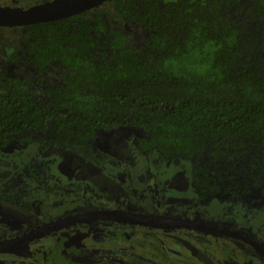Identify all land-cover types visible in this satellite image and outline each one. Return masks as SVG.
<instances>
[{
	"label": "trees",
	"instance_id": "obj_1",
	"mask_svg": "<svg viewBox=\"0 0 264 264\" xmlns=\"http://www.w3.org/2000/svg\"><path fill=\"white\" fill-rule=\"evenodd\" d=\"M20 29L34 82L0 76L1 152L93 157L100 131L141 128L139 150L191 162L199 200L264 205V0H109Z\"/></svg>",
	"mask_w": 264,
	"mask_h": 264
},
{
	"label": "flooded vegetation",
	"instance_id": "obj_2",
	"mask_svg": "<svg viewBox=\"0 0 264 264\" xmlns=\"http://www.w3.org/2000/svg\"><path fill=\"white\" fill-rule=\"evenodd\" d=\"M26 60L28 62L29 58ZM136 138L134 148L148 157L153 151L139 150ZM33 143L38 146V154L29 159L28 164L22 163L11 178L8 176L0 182V244L11 246L0 252V264H264L262 232L246 234L224 223L205 220L197 213L199 205L204 206L212 199L201 201L194 192L189 160L160 159L158 155L164 165L161 174L145 170L135 182L127 181L122 185L117 181L114 194H106L108 204L94 207L99 197L80 182L82 176L64 172L59 156L51 158L52 151L60 148L42 151L39 142L30 144ZM30 144L15 145L10 153L0 151V159L6 160L10 155L17 157ZM60 150L96 161L99 166L115 162L111 154L105 152L99 151L102 156L96 157V148L93 157L74 149ZM126 156L119 152L120 160ZM181 161L189 162V178L186 170L176 164ZM170 165L184 175L183 179L180 177L182 183L173 181L176 171H171ZM1 167L0 162V177L4 172ZM233 200L239 206H247L251 215L254 211H264L263 204L246 205ZM229 201L221 202L226 205ZM129 213L165 216L176 221L168 220L166 228H152L116 220H128ZM200 223H208L213 228L202 227ZM194 238L197 244L191 248ZM135 247L143 248L149 256L134 252L130 257L129 251L133 253ZM186 253L189 258L185 257Z\"/></svg>",
	"mask_w": 264,
	"mask_h": 264
},
{
	"label": "rangeland",
	"instance_id": "obj_3",
	"mask_svg": "<svg viewBox=\"0 0 264 264\" xmlns=\"http://www.w3.org/2000/svg\"><path fill=\"white\" fill-rule=\"evenodd\" d=\"M48 0H0V7L10 8H27L34 5H40L46 3ZM120 26L126 30L133 39L136 40L137 45L145 42V36L147 33L138 27L134 28L124 22H119ZM24 31L15 28H0V75L10 76L25 81H34V75L30 66L26 63L28 59L25 52V43L21 42V37L24 36ZM100 138L95 141V148L97 149V155L100 152L111 154L112 159H115L114 163L101 164L100 166L96 161L91 162L85 160L81 155L73 156L69 151L57 149L52 151L51 158H61V164L63 165V171L70 173L75 172L82 176V182L85 187L92 190L99 201H94V207H101L108 204L106 194L113 195L119 181L122 185L127 181L135 182L138 176L143 171L147 170L155 175H159L160 170L164 169V165L161 164V160L158 157L157 152L153 151L148 153V157H145L134 148V137L145 136L146 133L141 128H130L126 126L116 127L109 130H103L99 132ZM38 146L36 144H30L26 147L24 153L19 156H8L7 159L1 160L3 174H1L0 182L11 175L16 174L18 169L21 168L22 163L28 164V160L34 158L38 154ZM100 151V152H99ZM120 153H126L127 156L120 160ZM112 160V161H113ZM14 162V163H10ZM55 161V160H54ZM178 167L186 170V175L189 178V162L181 161V164L176 163ZM24 166V165H23ZM37 166V165H34ZM78 168V171L76 169ZM171 171H176L173 176V181L180 183L181 178L184 175L178 173L177 169L170 165ZM168 168V169H169ZM14 172V174H13ZM115 177V179L113 178ZM73 179L74 181H78ZM182 183V182H181ZM182 185V184H181ZM188 186V185H187ZM190 191V190H188ZM250 209L247 206L238 205L233 199H231L225 205L220 200L212 199L206 205L197 207V213L205 220H214L219 223H224L226 226L238 229L246 234H264V211H254L253 215L248 213ZM197 238L193 239L191 248L197 244ZM172 249H174L172 247ZM134 252H142V255L149 254L144 249L135 247L133 253L129 251V256L133 257ZM186 258H189V254H185ZM234 257V252L231 253ZM190 260V259H187ZM194 261V259H192Z\"/></svg>",
	"mask_w": 264,
	"mask_h": 264
},
{
	"label": "water",
	"instance_id": "obj_4",
	"mask_svg": "<svg viewBox=\"0 0 264 264\" xmlns=\"http://www.w3.org/2000/svg\"><path fill=\"white\" fill-rule=\"evenodd\" d=\"M107 1L109 0H52L25 9L19 7H0V28H18L54 22L87 12L93 8L104 5V3ZM128 216V220L121 218H117L116 220H126L131 224H140L152 228H166L169 224L167 223L168 220L174 222L176 221L172 218L171 220L169 217L158 215H137L134 213H129ZM200 224L202 227L205 225L213 228V226L208 223ZM224 231H229V233H231V231L228 229H225ZM7 247H11L10 244H7L6 246L4 244H0V252L9 250Z\"/></svg>",
	"mask_w": 264,
	"mask_h": 264
}]
</instances>
